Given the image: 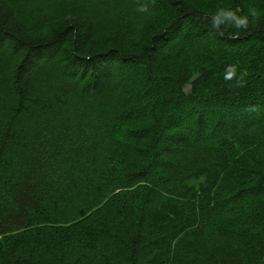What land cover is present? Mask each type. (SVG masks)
<instances>
[{
    "label": "trees",
    "instance_id": "obj_1",
    "mask_svg": "<svg viewBox=\"0 0 264 264\" xmlns=\"http://www.w3.org/2000/svg\"><path fill=\"white\" fill-rule=\"evenodd\" d=\"M0 264H264V4L0 0Z\"/></svg>",
    "mask_w": 264,
    "mask_h": 264
},
{
    "label": "clouds",
    "instance_id": "obj_2",
    "mask_svg": "<svg viewBox=\"0 0 264 264\" xmlns=\"http://www.w3.org/2000/svg\"><path fill=\"white\" fill-rule=\"evenodd\" d=\"M226 14L229 16H235L236 15V13L234 11H228ZM249 14L258 17V13L255 9H250ZM237 23H238V25H241L242 27H247V25L249 23L248 17L247 16H239ZM234 75H235V72H232V73L228 74L226 79H231Z\"/></svg>",
    "mask_w": 264,
    "mask_h": 264
},
{
    "label": "rangeland",
    "instance_id": "obj_3",
    "mask_svg": "<svg viewBox=\"0 0 264 264\" xmlns=\"http://www.w3.org/2000/svg\"><path fill=\"white\" fill-rule=\"evenodd\" d=\"M258 2L264 4V1L263 0H258Z\"/></svg>",
    "mask_w": 264,
    "mask_h": 264
}]
</instances>
